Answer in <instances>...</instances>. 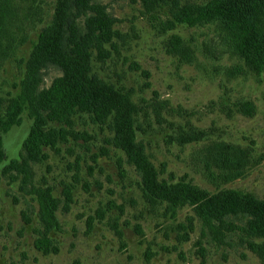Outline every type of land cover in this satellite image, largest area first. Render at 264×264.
Wrapping results in <instances>:
<instances>
[{
    "label": "rangeland",
    "instance_id": "374dc122",
    "mask_svg": "<svg viewBox=\"0 0 264 264\" xmlns=\"http://www.w3.org/2000/svg\"><path fill=\"white\" fill-rule=\"evenodd\" d=\"M92 1L106 7L120 34L111 57L96 59L94 73L136 103L137 142L160 178L263 198L264 72L250 71L232 53L218 22L173 27L174 1L186 0ZM56 9L57 0H9V31L0 53V133L19 122L3 137L0 264H261L238 232L216 238L193 208L148 201L140 175L111 143L110 122L77 114L71 127L49 124L51 133L64 129L63 137L42 147L39 160L21 163L34 120L18 101L20 84L32 47ZM173 36L190 49L191 62L171 51ZM61 76L60 68L49 65L41 89ZM243 103L253 104L251 114L241 110ZM220 142L253 157L247 173L228 183L208 170L207 148ZM45 193L55 198L59 231L42 220Z\"/></svg>",
    "mask_w": 264,
    "mask_h": 264
},
{
    "label": "trees",
    "instance_id": "16d2710c",
    "mask_svg": "<svg viewBox=\"0 0 264 264\" xmlns=\"http://www.w3.org/2000/svg\"><path fill=\"white\" fill-rule=\"evenodd\" d=\"M189 1L184 4L174 1L170 20L173 27L218 22L229 39L232 53L250 71L264 72V0H208L204 4ZM8 5L9 0H0V53L9 31ZM116 24L117 20L106 7L92 0H57L53 19L32 47L20 84L18 101L26 104L34 120V129L26 140L27 157H22L21 163L39 160L42 147L55 146L58 134L63 137L64 129L58 134L51 133L46 130L49 124L71 127L77 114H87L98 124L110 122L111 143L125 154L127 162L140 175L148 201L193 208L204 229L216 238L238 232L241 242L264 264V197L237 189L211 193L184 179L177 182L161 179L143 146L137 142L136 103L128 93L94 73L96 59H108L115 49V39L120 35ZM169 47L191 62L193 56L181 37L173 36ZM49 65L60 68L62 76L49 88L41 89L42 72ZM241 110L251 114L254 106L243 103ZM16 123L1 130L0 168L5 160L4 133L17 126ZM207 153L212 161L208 170L213 168L224 183L241 178L253 166V157L248 151L225 142L208 147ZM43 198L42 220L49 230L59 231L55 198L48 193ZM236 220H240L239 225Z\"/></svg>",
    "mask_w": 264,
    "mask_h": 264
}]
</instances>
